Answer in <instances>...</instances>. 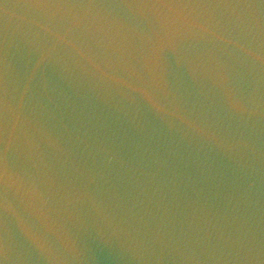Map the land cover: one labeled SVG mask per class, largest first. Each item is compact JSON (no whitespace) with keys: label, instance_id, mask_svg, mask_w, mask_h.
Instances as JSON below:
<instances>
[{"label":"water","instance_id":"obj_1","mask_svg":"<svg viewBox=\"0 0 264 264\" xmlns=\"http://www.w3.org/2000/svg\"><path fill=\"white\" fill-rule=\"evenodd\" d=\"M0 264H264V0H0Z\"/></svg>","mask_w":264,"mask_h":264}]
</instances>
